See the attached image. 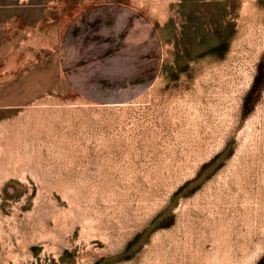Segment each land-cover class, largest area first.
I'll return each instance as SVG.
<instances>
[{"label":"rangeland","instance_id":"rangeland-1","mask_svg":"<svg viewBox=\"0 0 264 264\" xmlns=\"http://www.w3.org/2000/svg\"><path fill=\"white\" fill-rule=\"evenodd\" d=\"M0 264H264V0H0Z\"/></svg>","mask_w":264,"mask_h":264},{"label":"crops","instance_id":"crops-1","mask_svg":"<svg viewBox=\"0 0 264 264\" xmlns=\"http://www.w3.org/2000/svg\"><path fill=\"white\" fill-rule=\"evenodd\" d=\"M78 28H79V29H82L81 26H79ZM76 30H77V29H75L74 31H76ZM69 36H71V37L76 36V33H75V34H74V33L72 34V33L70 32Z\"/></svg>","mask_w":264,"mask_h":264}]
</instances>
